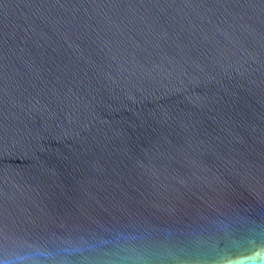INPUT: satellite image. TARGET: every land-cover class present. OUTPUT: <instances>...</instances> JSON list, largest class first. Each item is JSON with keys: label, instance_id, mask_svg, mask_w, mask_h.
<instances>
[{"label": "water", "instance_id": "1", "mask_svg": "<svg viewBox=\"0 0 264 264\" xmlns=\"http://www.w3.org/2000/svg\"><path fill=\"white\" fill-rule=\"evenodd\" d=\"M0 264H264V0H0Z\"/></svg>", "mask_w": 264, "mask_h": 264}]
</instances>
